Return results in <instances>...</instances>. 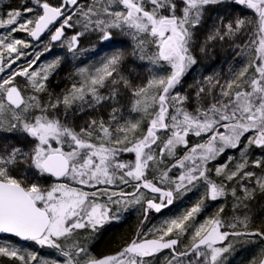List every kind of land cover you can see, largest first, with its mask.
Returning a JSON list of instances; mask_svg holds the SVG:
<instances>
[{"label":"snow or ice","instance_id":"6c2138e0","mask_svg":"<svg viewBox=\"0 0 264 264\" xmlns=\"http://www.w3.org/2000/svg\"><path fill=\"white\" fill-rule=\"evenodd\" d=\"M226 3L251 15L217 16L206 42L243 36L235 56L247 50L245 62L224 80L205 77L189 94L183 85L196 49L207 50L198 33L210 8ZM0 29L7 30L0 34V133L12 134L0 143V236L53 249L56 258L7 239L0 257L12 264H160L166 253L164 264H228L234 241L264 243V229L249 230L247 215L226 222L223 205L197 219L210 202L231 195L235 213L264 194V0H23L0 14ZM117 32L129 51L78 67L77 82L44 99L64 57L43 63L42 56L57 44L81 56L88 51L81 37L110 43ZM129 58L146 70L142 81L125 75ZM229 150L238 155L213 164ZM192 192H199L196 202L180 215L138 232L114 254L91 252L89 235L129 207H143L147 220ZM260 255L251 264H264V248Z\"/></svg>","mask_w":264,"mask_h":264},{"label":"rangeland","instance_id":"374dc122","mask_svg":"<svg viewBox=\"0 0 264 264\" xmlns=\"http://www.w3.org/2000/svg\"><path fill=\"white\" fill-rule=\"evenodd\" d=\"M57 2V0H54ZM23 3V0H0V14L6 13L10 8H17ZM235 10V11H233ZM223 11V15H222ZM241 14H249L250 12L243 9L242 7H238L236 5H232L230 3H226L224 5H217L213 6L209 10V15L211 16V20L208 21L207 25L205 27H202L200 32L198 33V39L197 44L198 45H204L206 46V52L201 53L199 49H196V56H197V64L192 68V70L189 72V74L185 78V82L183 85V89L185 92H188L191 94L195 86L204 80L205 77H217L222 80L221 73L225 69L224 76L226 78L230 77V70L235 71L238 70L241 65L245 62L244 55H246L247 50L244 51V55H241L240 57H233L231 56V53L234 52L235 56V50L230 49V45L232 43H241L244 39L243 36H238L236 38H233L230 40L227 44L229 46H225L228 40L226 41H216L218 44L221 43L224 46L219 49V57L218 59V71L213 72L212 71V64H213V57L216 55V52H213L214 48V41H207L206 38L213 26V22H215L217 19V16H223L224 18L228 19L232 15H241ZM7 31L6 29H0V34ZM75 30H68L67 35L70 37ZM16 38L24 39V40H30V37L27 36L26 33L23 32H16L15 34ZM234 41V42H233ZM35 44L36 42H32ZM235 44L234 46H236ZM80 46L83 49H87L88 51H85L83 55L73 57L71 54L67 53L66 49L62 48L59 44H57L54 48L51 54H47L46 56L41 57V62L47 63L49 60L53 58V56L62 54L64 59L59 68L56 69L55 73L50 75L47 88L48 92L44 95V99L47 100L49 97L54 101L57 96H59L62 92L66 91L71 87V85L78 81L79 76L77 72V68L80 66H87L92 67L93 65H98L100 60L103 57L110 56L113 52L117 50H123V51H129L130 50V42L128 41V38L121 35L120 33H115L113 36L112 41L109 42H103L98 39V37L95 34H89L87 36L81 37L80 40ZM216 46V45H215ZM233 48L235 49V47ZM28 51V50H26ZM96 53H99V55H96ZM227 53V55H226ZM85 61L84 64H81V61ZM18 65H22L21 61L17 62ZM139 64V61L131 62V58L125 61V64L123 66V70L125 75H128L129 73L132 76L139 75L141 81L144 79V77L147 75L146 70L139 68L137 65ZM224 65L223 70L220 68ZM14 67H16L14 65ZM5 74H0V76H3ZM225 79V78H224ZM223 79V80H224ZM140 82V81H138ZM16 83L19 84L21 87H24L25 84V78L24 77H17ZM192 86V87H189ZM126 96L121 99V104H126ZM90 115H94V113H87V114H77L75 117L76 123H83L85 120L89 118ZM125 115L127 116V109L125 107ZM133 119H138L139 117L136 114H133ZM12 134L10 133H0V143H3L5 141V138L10 136ZM196 138H192V142L195 143ZM9 143H13L14 141H8ZM227 155H234L237 156L238 153L229 150L225 156H222V158H227ZM126 159H130L131 156L125 157ZM256 158V157H253ZM219 163L218 161L213 162V164ZM211 166V165H210ZM258 171V170H257ZM213 176H215L213 172ZM54 179V178H53ZM199 196V192H192L189 193L187 196H184L181 199H177L175 203L170 207L166 208V210L162 211L161 213L157 214L154 211L151 212V215L148 217V219L145 221L142 228L139 230L144 231L153 225L160 226L162 221L165 218H172L177 215H180L182 212H184L188 207L193 205L197 198ZM233 198L231 195L227 197L226 200H220L216 202H210L208 206L205 208V210L200 214V216L197 218L199 222H203V220L207 217L213 216L216 214L218 208L223 205L224 206V213L222 214L225 218V221L228 223L235 222L233 219V216L240 217L241 219L247 215L248 216V229L254 230V229H264V194L260 193L259 191L256 192L255 198L248 202L247 208H240L235 213L233 212ZM144 217V209L141 206H131L127 209V211L121 213V219L118 222H110L106 223L103 227L99 229L98 232L95 234L89 235L88 238V245L90 247L91 252L100 257L104 255L114 254L116 253L122 246H124L126 243L129 242V237L134 233L135 230L140 228V224L142 221V218ZM117 226H125L127 229V237L123 238L122 242L119 243V245L116 246V248L112 249V252L104 251L102 253H98V247L95 245L98 243L99 239L102 237L103 233L113 227ZM125 229V230H126ZM242 230V229H238ZM134 235V234H133ZM11 240L15 242V244L19 247H22L25 251H36L42 258L45 259H54L56 258V253L53 249L44 247L41 248L38 245H35L32 242H21L20 240L8 237V236H0V244L4 243L5 240ZM264 248V243H260L259 241H256L254 243H247V242H235L234 241V251L228 255V264H251L253 260L259 261L262 257L260 255L261 249ZM97 249V250H95ZM166 253H161L158 257L160 264H164V256ZM0 264H12V261L9 260L7 257H0Z\"/></svg>","mask_w":264,"mask_h":264},{"label":"trees","instance_id":"16d2710c","mask_svg":"<svg viewBox=\"0 0 264 264\" xmlns=\"http://www.w3.org/2000/svg\"><path fill=\"white\" fill-rule=\"evenodd\" d=\"M53 2H55L53 0ZM224 159V158H222ZM125 226H117L113 228L107 229L102 237L99 239L98 243L95 245L98 247L99 251L98 253H102L104 251L112 252L111 250L116 248L117 245H119L120 242H122L123 238L127 237V229L125 230Z\"/></svg>","mask_w":264,"mask_h":264},{"label":"flooded vegetation","instance_id":"af4514ba","mask_svg":"<svg viewBox=\"0 0 264 264\" xmlns=\"http://www.w3.org/2000/svg\"><path fill=\"white\" fill-rule=\"evenodd\" d=\"M238 7H239V6H238ZM240 8H241V7H240ZM247 11L250 12V10H247ZM222 15H223V11H222ZM248 15H249V14H248ZM225 19H226V18H225ZM215 22H217V20H216ZM215 22H213V23H215ZM235 38H236V37H235ZM233 40H234V39H233ZM229 41H230V40H228L226 43H224L223 41H222V42H223V44L225 45V44H227ZM233 42H234V41H233ZM213 43H214L213 52L215 53V52H216V50H215V45H217L218 43H217L216 41H214ZM229 43H230V42H229ZM229 43H228V44H229ZM228 44H227L226 46H229ZM235 44H239V43H232V45H230L231 48L229 47V51H231L230 49L236 50V47L234 46ZM233 46L235 47V49L233 48ZM233 54H234V52L231 53V56H233V57L235 58L236 56H234ZM226 55H227V53H226ZM218 57H219V50L216 52V55L213 57V61H212V62H213V64H212V71H213V72H216V71H218V69H219V68L217 67V66H218V62H217V61H218V59H217ZM220 68L223 70L224 65L221 66V64H220ZM224 72H225V69H224V70L222 71V73H221L222 80H223L224 78H226V77L224 76ZM216 78H217V77H216ZM224 160H225V158H224V159H221V158H220V159L218 160V162L221 163V162H223ZM164 210H166V209H164ZM164 210H163V211H164ZM150 215H151V213L149 214V216H150ZM149 216H148V217H149ZM142 221H144V223H145L146 220L144 219V217L142 218ZM144 223H143V224L141 223V224H140V228H138L137 230H135L134 233H133L134 235L132 234V235L129 237V242H130L132 239L136 238L137 233H138L139 230L142 228V226L144 225Z\"/></svg>","mask_w":264,"mask_h":264},{"label":"bare ground","instance_id":"6f19581e","mask_svg":"<svg viewBox=\"0 0 264 264\" xmlns=\"http://www.w3.org/2000/svg\"><path fill=\"white\" fill-rule=\"evenodd\" d=\"M224 45L219 43L215 46V50L218 51L221 47H223ZM226 46V45H225Z\"/></svg>","mask_w":264,"mask_h":264},{"label":"water","instance_id":"95a60500","mask_svg":"<svg viewBox=\"0 0 264 264\" xmlns=\"http://www.w3.org/2000/svg\"><path fill=\"white\" fill-rule=\"evenodd\" d=\"M20 241H22V240H20ZM22 242H26V241H22Z\"/></svg>","mask_w":264,"mask_h":264}]
</instances>
